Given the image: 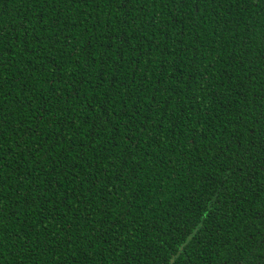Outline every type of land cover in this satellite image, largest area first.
<instances>
[{"label":"trees","instance_id":"trees-1","mask_svg":"<svg viewBox=\"0 0 264 264\" xmlns=\"http://www.w3.org/2000/svg\"><path fill=\"white\" fill-rule=\"evenodd\" d=\"M0 264H264V0H0Z\"/></svg>","mask_w":264,"mask_h":264}]
</instances>
